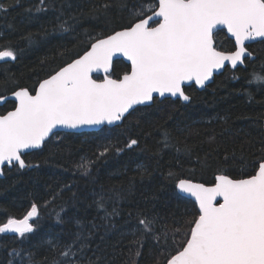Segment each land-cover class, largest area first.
Wrapping results in <instances>:
<instances>
[{"label": "snow or ice", "instance_id": "obj_1", "mask_svg": "<svg viewBox=\"0 0 264 264\" xmlns=\"http://www.w3.org/2000/svg\"><path fill=\"white\" fill-rule=\"evenodd\" d=\"M6 11L0 3V12ZM48 11L56 17L54 31L79 35L85 18L95 20L101 31H85L83 47L74 54L65 49L62 55L69 59L32 87L22 86L10 73V66L22 58L25 49L5 42L0 33V88L8 93L0 92V106L12 101L11 110L0 112V176L5 175V168L39 167L26 158L43 150L53 138L59 139V130L94 128L105 134L104 140L94 159L82 158L76 165L81 176L89 177L95 164L110 153L119 155L140 147L139 137L125 140L122 146L108 140L113 127H121L137 113L142 118L143 112L159 108L168 99L191 102L188 87L204 89L215 74L245 66L246 60L254 59L247 42L264 41V0H89L87 9L77 5L74 12L63 4L57 6L55 0H38L35 12ZM113 12L126 22L110 27ZM43 31L46 36L47 30ZM219 31H225L232 42L230 49L218 45ZM22 39L31 47L40 37L29 33ZM119 57L128 67L117 73ZM247 86L264 89V69L252 73ZM157 131L161 138L153 156L158 162L171 148L181 151L167 127ZM184 151H190L186 144ZM235 159V150H225L210 181H196L169 166L166 179L173 183L178 198L190 199L193 212L169 227L166 219L137 211L127 245L130 260L125 264H140L148 245L156 253L153 264H264V146L256 159L248 161L250 171L233 174L226 166ZM196 162L202 169L210 166L207 155L203 161L197 157ZM145 174L147 169L141 172ZM73 187L65 184L51 193L45 206L65 191L78 201ZM87 196L92 200L88 206L107 223L120 215L118 209L125 200L122 189L103 186ZM39 209L33 202L23 216L7 215L0 220V236L15 234L23 244L37 230ZM56 222H63L59 212ZM98 227L95 222L77 220L67 242H47L51 256L37 259L34 250L12 248L7 264H102V257L91 249Z\"/></svg>", "mask_w": 264, "mask_h": 264}, {"label": "trees", "instance_id": "obj_2", "mask_svg": "<svg viewBox=\"0 0 264 264\" xmlns=\"http://www.w3.org/2000/svg\"><path fill=\"white\" fill-rule=\"evenodd\" d=\"M55 2L72 12L77 5L85 9L89 7V0ZM0 3L7 7L6 12H0L3 40L25 49L22 58L10 66V73L22 86H35L37 80L69 59L67 55H62L65 49L74 54L82 48L85 31H101L97 22L88 18L82 22L79 35L54 31L55 15L52 11L36 13L38 0H19V3L17 0H0ZM110 19V27L126 22V18L121 20L117 12L111 13ZM29 33L40 37L38 43L31 47L22 39ZM217 43L223 48L232 47L224 31L217 33ZM250 50L255 58L246 60L244 67L224 70L203 90L188 87L186 90L192 96L191 102L168 99L159 108L143 112L142 118L137 113L121 127H113L107 134L108 140L122 146L125 140L139 137L140 147L119 155L110 153L106 159L95 164L89 177L81 176L76 165L82 158L94 159L105 136L99 131L60 132L59 139L53 138L43 150H35L26 158L39 167L23 171L5 168V176L0 177V220L7 215L23 216L33 202L40 205V217L36 232L30 234L23 244L15 235L0 236V264H7L8 252L12 248L34 250L37 259L51 256L47 242H67L76 231L77 220L99 225L92 237L91 249L102 257V264H125L126 260H130L127 245L137 211L154 213L166 219L169 227L174 220L190 218L193 212L190 199L178 198L173 183L166 179L169 166L196 181H210L225 150H235L236 159L230 160L226 167L237 175L241 171H250L248 161L256 159L264 146V89L249 88L247 81L252 73H260L264 69V41L253 43ZM115 67L119 73L128 67V63L117 60ZM0 92L4 89L0 88ZM11 108L12 101H7L0 107V112ZM160 126L167 127L173 136V143L181 151L171 148L162 153L158 162L153 153L161 138L157 131ZM147 133H151L148 138ZM210 137H215V140H210ZM185 144L189 152L184 151ZM206 155L210 166L202 169L196 162L197 157L203 161ZM143 169H147L148 174L141 175ZM65 184L74 185L72 191L77 193L79 200L72 198V192L65 191L63 196L45 206V201L51 199L50 194L59 191ZM100 186L105 190L122 189L124 192L123 206L118 209L120 215L110 223L103 222L96 209L88 206L92 200L87 194ZM58 212L62 223L56 222ZM129 212L133 213L131 218ZM92 251L88 255H92ZM155 255L151 245L146 246L140 264H153Z\"/></svg>", "mask_w": 264, "mask_h": 264}, {"label": "water", "instance_id": "obj_3", "mask_svg": "<svg viewBox=\"0 0 264 264\" xmlns=\"http://www.w3.org/2000/svg\"><path fill=\"white\" fill-rule=\"evenodd\" d=\"M257 41H260L259 39H257V40H255V41H249V42H247V44H246V46L248 45V44H251V43H253V42H257ZM253 57L255 58V55H253ZM117 60H123V61H125L126 63H128L124 58H122V57H119V58H116V60H115V62L117 61ZM224 71V70H223ZM223 71H221L220 73H222ZM220 73H217V74H215L214 75V77L216 76V75H218V74H220ZM100 75H102V74H100ZM214 77H213V80H214ZM213 80L209 83V85L213 82ZM197 89H199V90H203V89H200V88H197ZM205 89V88H204ZM8 95V94H7ZM9 101H11V100H9ZM6 103V102H5ZM5 103L2 105V106H0V107H3L4 105H5ZM60 132H78V133H80V132H91V131H98L97 129H94V128H82V129H79V130H69V129H61V130H59ZM5 175H3V176H0V177H4ZM8 234H10V235H15V234H12V233H8Z\"/></svg>", "mask_w": 264, "mask_h": 264}, {"label": "flooded vegetation", "instance_id": "obj_4", "mask_svg": "<svg viewBox=\"0 0 264 264\" xmlns=\"http://www.w3.org/2000/svg\"><path fill=\"white\" fill-rule=\"evenodd\" d=\"M225 32V31H224ZM229 39V38H228ZM261 41V40H260ZM253 43H255V42H253ZM253 43H251V44H248L247 45V47L249 48V51L253 54V55H255L251 50H250V46L253 44ZM246 63V62H245ZM241 67V66H240ZM242 67H244V66H242ZM230 69V68H229Z\"/></svg>", "mask_w": 264, "mask_h": 264}]
</instances>
